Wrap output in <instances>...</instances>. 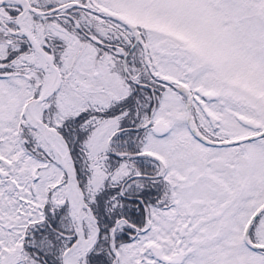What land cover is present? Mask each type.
Returning a JSON list of instances; mask_svg holds the SVG:
<instances>
[{
    "label": "snow or ice",
    "instance_id": "6c2138e0",
    "mask_svg": "<svg viewBox=\"0 0 264 264\" xmlns=\"http://www.w3.org/2000/svg\"><path fill=\"white\" fill-rule=\"evenodd\" d=\"M0 264H264V0H0Z\"/></svg>",
    "mask_w": 264,
    "mask_h": 264
}]
</instances>
